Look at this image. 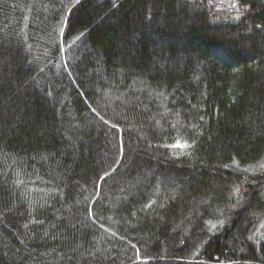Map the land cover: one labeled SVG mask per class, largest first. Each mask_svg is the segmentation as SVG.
Here are the masks:
<instances>
[{"label":"trees","instance_id":"trees-1","mask_svg":"<svg viewBox=\"0 0 264 264\" xmlns=\"http://www.w3.org/2000/svg\"><path fill=\"white\" fill-rule=\"evenodd\" d=\"M263 157L264 0H0V264H264Z\"/></svg>","mask_w":264,"mask_h":264},{"label":"rangeland","instance_id":"rangeland-1","mask_svg":"<svg viewBox=\"0 0 264 264\" xmlns=\"http://www.w3.org/2000/svg\"><path fill=\"white\" fill-rule=\"evenodd\" d=\"M236 169H237L236 171L237 172V177H236L237 183L233 186L231 194L228 198L229 205L227 206L228 207L227 209L235 208L241 202L242 195L244 193V188H246V186L249 183L257 181L259 177L264 175V157L257 163H254L248 166H243L241 168H236ZM237 189H239L238 192H237ZM223 210H218L217 213H222L221 211ZM252 212L258 213V209L252 210ZM226 213H229V211Z\"/></svg>","mask_w":264,"mask_h":264},{"label":"snow or ice","instance_id":"snow-or-ice-1","mask_svg":"<svg viewBox=\"0 0 264 264\" xmlns=\"http://www.w3.org/2000/svg\"><path fill=\"white\" fill-rule=\"evenodd\" d=\"M77 3H79V0H77ZM231 7L235 8V7H236V4L233 3V4L231 5ZM237 19H239V16L237 17ZM256 27H257V28H260V25H256ZM93 111H95V109H93ZM104 123L106 124L107 121H104ZM112 127L115 128V127H116V124L114 123V124L112 125ZM189 135L191 136V133H189ZM148 147H151V145H148ZM117 152H118L119 155L123 156V154H124V146H123V142H122V141H121L120 146H119L118 149H117ZM106 175H107V173H106ZM238 191H239V189H237V192H238ZM160 207L163 208L164 205L162 204V205H160ZM213 227H215V225H213ZM132 247L135 248L136 246L133 245ZM137 258L139 259V251H138V250H137ZM217 259H218V258H217Z\"/></svg>","mask_w":264,"mask_h":264}]
</instances>
